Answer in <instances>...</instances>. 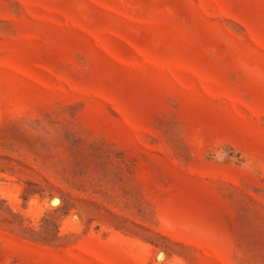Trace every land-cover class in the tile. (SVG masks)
<instances>
[{"label":"rangeland","instance_id":"rangeland-1","mask_svg":"<svg viewBox=\"0 0 264 264\" xmlns=\"http://www.w3.org/2000/svg\"><path fill=\"white\" fill-rule=\"evenodd\" d=\"M0 264H264V0H0Z\"/></svg>","mask_w":264,"mask_h":264}]
</instances>
